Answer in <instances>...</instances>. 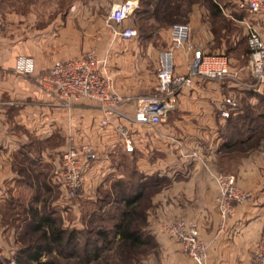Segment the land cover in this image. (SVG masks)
I'll return each instance as SVG.
<instances>
[{
	"label": "crops",
	"instance_id": "0c3cea01",
	"mask_svg": "<svg viewBox=\"0 0 264 264\" xmlns=\"http://www.w3.org/2000/svg\"><path fill=\"white\" fill-rule=\"evenodd\" d=\"M124 1L128 0H115V3ZM84 5L92 8L95 3L93 0H0V257L3 259H12L17 246L16 234L26 218L25 212L19 213L16 209L15 201L20 198L29 201L30 191L29 186L25 190L21 184L25 170L16 168L19 158H30V153L25 155L21 149L30 137L45 139L62 134L67 143H71L67 148H78L84 143L95 148L98 159L88 165L84 173L82 196L87 201L93 200L100 185L106 184L104 178L113 170L109 164L114 153L127 154L114 129L118 120L103 129L99 126L100 112L93 103L86 101L66 111L37 82L39 75L49 71L56 62L80 57L91 50L98 56H107L110 61V56L121 49L119 42L129 41L109 44L110 41L115 43L109 31L96 33V28L100 27H96L94 19L83 21L81 18L83 13L78 9ZM132 17L120 27L132 26ZM249 22L264 41V17L251 16ZM209 34L208 30L193 28V36L187 45L191 51L186 52V46L175 53L176 74H186L198 53L216 55L207 53L211 43ZM81 40L98 42L89 48L80 44ZM169 42L168 31L166 47ZM20 57L33 60L31 75L16 73ZM229 64L231 66L230 59ZM107 67L111 74L110 63ZM113 79L117 92L124 98L134 97L141 86L148 87L126 85V89L119 78ZM156 84L155 76L149 87L155 89ZM235 87L236 83L231 81L195 80L191 90L178 96L176 110L169 114L166 125L154 130L126 123L135 136L133 153L138 152L141 156L137 161L140 171L160 177L165 173L168 180V186L152 198L150 231L162 256L161 259H150L149 264H194L175 240L160 233L158 224L164 217L170 220L164 224L184 221L197 231L208 247L207 264H250L264 223V135L257 145L254 138H250L246 141L247 147L231 155L236 162L229 174L235 176L239 188L251 194L252 200L238 205L225 222L218 215L217 189L206 170L207 167L216 172L217 160L226 155L218 151L219 139L213 142L219 127L224 128L226 122L219 116L222 98ZM253 101L251 98L249 102ZM122 110L133 114L130 103ZM240 115L242 113H236L232 117ZM262 119L264 121V116ZM209 151L212 152L206 154ZM193 153L200 160L185 157ZM147 158H151V163ZM22 165H25L24 161Z\"/></svg>",
	"mask_w": 264,
	"mask_h": 264
},
{
	"label": "rangeland",
	"instance_id": "374dc122",
	"mask_svg": "<svg viewBox=\"0 0 264 264\" xmlns=\"http://www.w3.org/2000/svg\"><path fill=\"white\" fill-rule=\"evenodd\" d=\"M80 1L87 2L88 0ZM93 1L95 5L92 8L84 5L85 7L78 9L80 13H83L81 14V18L83 21H86L91 20L92 17L96 23V27H100L98 30L96 28V33L100 31H109L111 33V29L116 28V25L111 24L108 27L107 17L111 7L116 4L115 0ZM136 1L139 5L136 10L138 11L140 9V3L139 0ZM193 1H195V4L189 2V11L181 14L180 18L178 17L170 25L164 24V19H159L160 21L157 22L156 18L153 19L150 16H146L143 20H138L136 15H134L132 17V26L128 28L134 29L137 32V37L125 43L119 42L121 49L110 56L108 64L110 63L111 66L110 71L112 77L119 78L120 84L124 85L123 87L126 89V85L129 87L132 85L148 86L138 88L135 96L152 93L154 87H149V84H153L157 74L158 55L161 50L166 48V36L169 29L175 24L188 25L191 29L188 44H190L193 36V28L208 30L211 34H209L211 43L207 53L227 55L231 61V71L234 75L232 78L223 82L231 81L236 83L233 91L229 89L224 94L222 100L227 96H234L239 103L237 113H242V115L245 113L251 116L248 122L241 125H234L233 123L228 125L226 121L224 128L219 127V133L214 137L213 143H215L216 139H219L218 151L221 150L226 154H223L217 160L218 163L216 164L218 167H216V172L229 174L230 169L233 168L231 167L232 164L236 162L234 155L233 157L231 155L236 150L244 149L248 145V143L244 145L243 142L240 144L232 143L237 137V129H253L254 133L251 138H254L255 145L258 144L260 138L264 135V121L262 119L264 116V90L252 87L255 82L249 73V53L247 52L246 46V31L242 23L243 21L240 22L241 20L249 21L252 15L235 10L228 0H220L221 14L214 16V13L209 11L210 5L208 0ZM187 4L188 2L186 0L182 1L183 8L181 7V9L186 11ZM151 9L153 7L149 8V10ZM63 10L66 11L65 8ZM96 42L98 41L81 40L80 44H85L89 48H93ZM116 42L111 43L110 41L109 44L116 45ZM251 98L254 100L253 103L249 102ZM13 106L11 107L13 108ZM65 110L67 111L68 109ZM168 121L169 117L163 125H166ZM244 133V135L247 134V132ZM226 143L228 144L227 147L225 146ZM70 144L69 142L67 143L65 136H62V134L49 136L45 139L30 137L26 144L21 147L25 155L30 153V158L22 159L18 157L20 163L16 169L25 170L24 180H21V184H24L25 190L29 186L30 191L29 201L26 198L25 200L20 198V200L15 201V207L19 213L26 212L30 208L49 213L58 220L63 229L67 231H82L84 235L81 238V243L84 239H88L90 242L88 248H83L81 244L78 247L71 246L63 250L61 255L56 247L52 254L44 256L41 261L50 260L55 262V264H121L123 262L126 264H149L150 259H161V249L150 231V227L152 226L151 220H153L150 218V213H152V198L168 186L165 173L161 175L162 177L157 174H153L152 176L146 175L138 168L137 161L141 158L138 152L132 153L131 155L117 152L114 153L115 155H113L111 163L109 164V167L113 170L106 174L104 178L106 184L103 186L100 185L93 200H84L82 196L83 191L78 199H69L56 179V172L59 169L61 155ZM211 152L209 151L206 154ZM187 155H185L187 159L200 160L194 153L190 154L189 157ZM150 156L149 152L148 157ZM224 158L227 159L224 160ZM147 160L149 163L152 161L151 158H147ZM23 161L24 166L22 165ZM141 189H144V196L137 204V209H145L146 220L144 231L149 235L150 240L147 241L143 248L136 250L132 254L130 258L132 260L130 261L126 260L122 262L121 259L123 258L121 257L119 244L117 239H115L105 250L100 252L99 259L86 262V259L93 253L91 244L94 241L93 239H96L95 232L102 230L108 234L111 233L112 225L115 222L113 218L123 210L121 198L132 197ZM167 221L170 220H167L165 217L161 219L158 224L159 228ZM160 233L163 234L162 232ZM164 236L166 235L164 234ZM166 237L170 238L168 236ZM175 242L177 241L175 240ZM15 245L17 246L15 247L12 259L7 260L0 257V260L4 264H15L14 254L19 248L17 243ZM180 248L186 255L181 245Z\"/></svg>",
	"mask_w": 264,
	"mask_h": 264
},
{
	"label": "built area",
	"instance_id": "2783aa9c",
	"mask_svg": "<svg viewBox=\"0 0 264 264\" xmlns=\"http://www.w3.org/2000/svg\"><path fill=\"white\" fill-rule=\"evenodd\" d=\"M239 12L264 17V0H228ZM136 0H128L111 7L107 17L115 41H127L137 37L132 28H121L138 9ZM246 31L249 50V73L254 80L253 88L264 90V41L249 21L242 22ZM191 29L186 24H175L169 29V45L158 55L157 84L153 93L141 94L131 98L122 97L116 90L114 79L108 71L107 56L101 57L91 50L80 57L54 63L51 69L37 78L40 88L52 95L64 109L70 110L83 102L93 103L100 112L99 126L108 128L118 120L114 129L119 136L125 153L135 150V136L126 125H139L156 128L168 120L177 107L178 96L191 90L195 80L223 82L233 77L229 60L225 55H196L193 65L186 74L175 73V53L188 45ZM191 47L187 46L186 52ZM31 58L20 57L16 73L28 76L33 73ZM130 103L133 114L122 108ZM239 110L238 100L227 96L222 100L219 111L221 119H228ZM98 159V152L90 143L78 148L69 147L61 155L56 179L69 199H78L83 191L84 173L88 165ZM217 189L216 209L222 222L233 215L235 208L251 201V194L239 188L236 178L230 174L213 172L206 167ZM161 231L176 240L194 264H207L208 247L200 239L197 231L184 221L166 223ZM250 264H264V224L254 245Z\"/></svg>",
	"mask_w": 264,
	"mask_h": 264
},
{
	"label": "trees",
	"instance_id": "16d2710c",
	"mask_svg": "<svg viewBox=\"0 0 264 264\" xmlns=\"http://www.w3.org/2000/svg\"><path fill=\"white\" fill-rule=\"evenodd\" d=\"M182 1L184 0H139L140 9L135 12L138 20H143L144 17L150 16L151 18L160 21L164 19V24L170 25L174 20L180 18L181 14L189 11V4L195 1L186 0L187 10H182ZM190 2V3H189ZM220 0H208L209 11L214 13V16L221 14ZM153 9L149 10V8ZM160 19V20H159ZM163 22V21H162ZM247 46V42H246ZM247 52L249 53L248 47ZM225 55V54H218ZM227 57V55H225ZM228 58V57H227ZM229 60V58H228ZM231 68V66H230ZM251 119L249 114H243L237 118L230 116L226 119L227 124L241 125L248 122ZM237 137L232 142L233 144L246 143L251 136H253V129H237ZM247 132L246 135H244ZM226 147L228 144L226 143ZM142 187H144L142 185ZM144 190V189H143ZM141 189L135 193L132 197L121 198V204L123 210L120 214H117L113 220L112 232L106 233L105 231L98 230L95 232V238L92 242L93 253L86 259V262L99 259L100 252L105 250L111 242L117 239L119 249L123 261H130L132 254L136 250H140L149 241V235L144 231L145 227V212L144 208L137 209V204L143 198L144 193ZM26 218L21 223L20 229L17 232V244L18 250L14 254L15 264H55V262L46 260L41 261L44 256L52 254L53 250L57 247L59 253L63 252L68 247H78L80 244L83 248H88L90 242L88 239H84L81 243L84 233L78 230L67 231L63 229L56 218L53 215L45 212H40L37 209H27L25 212ZM90 235V233H88ZM54 246V247H52ZM142 253V252H141ZM137 260V259H136ZM0 264H4L0 260ZM126 264V263H121Z\"/></svg>",
	"mask_w": 264,
	"mask_h": 264
}]
</instances>
